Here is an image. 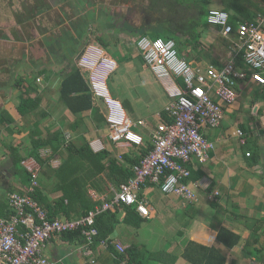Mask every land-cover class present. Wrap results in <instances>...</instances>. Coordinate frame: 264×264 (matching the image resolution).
I'll return each instance as SVG.
<instances>
[{
  "label": "built area",
  "instance_id": "1",
  "mask_svg": "<svg viewBox=\"0 0 264 264\" xmlns=\"http://www.w3.org/2000/svg\"><path fill=\"white\" fill-rule=\"evenodd\" d=\"M206 19L210 26L220 28L225 37L235 36L230 56L220 67L214 64L193 67L179 55L173 39L148 35L136 39L139 54L169 98L164 111L171 121L160 118L155 127L148 128L153 149L134 165L133 176L121 183L111 198H101L100 204L75 219H49L46 210L33 197L10 193L11 212L0 216V264H53L42 253L45 243L53 235L81 230L90 243L97 234L95 217L121 203L134 206L140 216L149 217L146 199L138 196L140 186L146 181L159 186L165 194L196 201L190 180H185L190 176L185 164L193 157L204 161L213 148V144L202 135L201 125L215 127L220 124L223 117L221 104L236 100L240 80L249 77L259 85L264 84V12L257 13L252 21H237L235 29L229 23V13L221 8H209ZM240 52L241 63L238 64ZM77 65L91 94L105 105L104 118L111 141L143 145L144 136L139 129L146 128V122L132 120L121 102L108 92L106 79L116 69V61L101 46L89 43L81 51ZM237 135H243L241 129L237 130ZM240 142L243 144L244 139L240 138ZM90 145L94 151L104 148L99 140H93ZM245 155L250 156V152ZM24 165L31 173L29 190H33L38 185V166L35 162ZM116 247L123 250L120 244Z\"/></svg>",
  "mask_w": 264,
  "mask_h": 264
},
{
  "label": "crops",
  "instance_id": "2",
  "mask_svg": "<svg viewBox=\"0 0 264 264\" xmlns=\"http://www.w3.org/2000/svg\"><path fill=\"white\" fill-rule=\"evenodd\" d=\"M99 4H101L100 0H98L96 3H92V6L89 7L88 10L81 12L77 17H80L81 15H85L86 13L89 12V10L94 9V14H96L95 20L99 19L100 14H99V9L97 8ZM215 4L218 5L216 1ZM82 18H84V16H82ZM83 21L84 23H86L84 19ZM80 23L81 25H84L81 22V19H80ZM94 25L97 26L96 23ZM78 28L81 27L78 26ZM87 34L89 35V33ZM228 41L231 42V37H225L224 35H222L220 28L209 26V28L203 33L202 36V42L204 43L205 51L202 55L193 54L191 59L189 60L190 64L193 67L196 66L204 67L207 64H214L215 62L220 64L223 63L230 56V47ZM89 43H94V42L90 41ZM94 44H98L99 46H102L100 43H94ZM220 52L221 53L223 52V55H221ZM138 54L139 53H137V55ZM132 65L133 64H131L130 66ZM47 68L50 69L54 77H58L60 75V74L58 75L56 71L52 70L51 67H47ZM61 70L63 72L62 73L63 75L68 70V68L65 66V70L63 71V68ZM134 72L137 71L135 70ZM145 72L146 75L147 72H149L152 78L148 79L146 75L144 76ZM82 75L85 79L83 72ZM143 76L146 77V80L142 81V84L143 85L146 84L150 96L149 97L146 96V101L148 100V105H144L142 109L147 108L149 114L146 117H143L145 119L136 118L134 120L143 119L144 121H146L147 127L146 128L141 127L139 130L141 132L147 130L148 133L150 134L148 128L151 129L155 127L150 125V123L155 124L160 119V109L164 108V106L166 105L167 98L165 97L166 100L163 102L161 93L163 94V92L165 93V91L162 86H161L162 92L159 93L160 96L159 94L157 95L156 91L153 90L151 83L153 81H155L157 84L160 83L155 78L154 74L152 73L149 67L146 66L145 70L143 71ZM246 79L240 80L237 83L238 88L236 89V91L237 94H239L237 96L238 97L240 96L241 91L245 93V95L247 96L246 100H248V102L250 103L251 111L254 110L253 112H256V115L257 116L260 115V117L258 116V121L256 123L255 128L252 129V126L248 125V129H246L245 127V130L244 129L242 130L243 135L241 137H239L238 135L236 136L235 134V132H237L238 129H241L240 125L237 126L235 131L232 132V134L237 137V144H234L231 141V138L228 137V135L226 134L228 133V131L221 130L222 129L221 122L219 125L215 127L205 124L201 125L202 135L213 144V148L209 150L208 156L204 161H200L196 157H193L189 161L191 167H193L194 170L201 171L200 174L202 175L197 180H190V185L195 188V192L194 191L193 192L195 193L194 195L196 196V201L189 202L175 195L165 194L161 191L159 186L153 184L152 185L147 184L148 181H146L145 183L142 184L143 188L142 185L140 186L139 193L141 192L142 197L146 199L147 205L150 209V215L149 217L145 218L138 214L139 225L135 227L131 224L120 222L115 226L114 231L108 236L106 243H102V241H100L95 246L92 245V242L90 243L87 241L81 242L76 238L67 241L64 240L61 235H53L45 243V246L42 250L43 255L46 256L48 259H50L53 262V264H135V262L136 263L142 262V264H148L145 263L142 256L146 254V248H145L146 245L144 244H146V236L147 237L151 236L150 229L152 224H154L156 221H158L159 223L161 222L164 226V229L166 230L164 231V233H168L170 229V231H174V234L181 235L182 230H178V231L175 230L176 229L175 226L180 227V224L184 226L181 220H177L178 219L177 209L180 207H182V209L184 210V215H187L190 221V222L188 221L187 223L189 224V231H190L189 240H194L198 243L208 246L213 245L215 247L220 248L224 252L225 250L224 246L216 242V240L213 241L211 244L197 240L198 239L197 237L200 236L201 230H209L211 232L213 231V229L210 228L213 220L210 219L209 222L208 220L210 216L204 217L205 213H208L207 208L205 207L204 204V201H206L210 205L211 202L217 203L216 207H219L225 211L226 219L233 221L235 223V224L230 223L231 226L220 224L219 226L216 227V229H214L215 234H213L212 236H216L217 229L220 226L227 227L237 232L241 236V240L238 243V245H235L227 253L226 264H231V258L234 256L233 252L237 250L239 251V249L242 247L241 244L242 241L244 243H248L245 242V238L247 237L248 230L251 232V229H247L246 225L240 223V219H242V217L245 218L247 216H250L256 221L257 220L262 221L264 219V209L262 208V205H264V184H263L264 116L261 112V104L264 105V94H263L264 89H262L264 84L259 85L258 83L252 81L250 78L247 80ZM257 87H260L262 89V93H259L257 97L254 98V95L257 93V89H258ZM57 90H58L57 99H52L50 102H46L45 106L42 105L43 102L40 103V107L38 108L39 113L42 110L39 118L40 121L38 125L35 124L32 126L35 132H33V134L30 132L28 134L29 136L26 137L29 138V142H27L26 140L23 143L22 140H17L18 143L16 142L15 146L19 149L21 154L24 155L27 149L31 146L30 140L32 139V137L35 136L38 138L40 134L44 132L46 129L49 130L44 132L45 135L48 132L60 130L63 132L65 139L70 141L71 140L73 141L77 137V135L82 133V131H85L88 128V126L90 127L93 126L91 127L92 130H90L91 133L97 129L94 123L90 120L93 117L92 114H89V112L83 113V115L71 114L70 111L64 106V104L60 102L59 89ZM42 92L43 91L41 88L38 89V95H41ZM5 93H6L5 91L0 90V108H1L0 110L8 111L9 114H11V116L16 121H19V124L22 125L23 117L16 110V105L19 103L20 99L18 100L17 104H13L9 100L13 98L14 95L13 91L12 92L8 91L6 94ZM31 94H32L31 96L36 95L34 93ZM130 94H131L130 95L131 100L145 99V97L140 98L137 94L132 95L133 91ZM254 99L255 101L253 103ZM236 100L230 104H224V103L221 104L223 108V114L224 111L227 110V107L236 103ZM92 101L94 105L98 107L100 106L99 113L104 116V112L103 110H101L103 105L101 100L95 98L92 95ZM156 102H162L165 105L163 107H160L159 110L156 111V108H158L156 106ZM247 105H248L247 103L244 104V106L246 107ZM38 115L39 114H37V116ZM28 116H32V115H28ZM261 117H263V119H260ZM223 119L224 117H222V120ZM48 121L50 123L46 124L45 122ZM43 124L46 125L43 126ZM106 127L107 125L105 123V126L102 127V129L104 130H102V134L100 135V138L94 139V140H99L106 150L110 151L113 155L117 157L119 156V158L123 153L137 152L140 146H134L128 142L115 143L111 141V139L109 138L108 127L107 128ZM22 133L23 132L19 134L22 136ZM45 135L40 137H44ZM240 138L244 139L243 144L240 142ZM2 141L5 140L4 137L0 134V172L3 173L4 175L5 174L7 175L6 181L12 184L15 188L21 189L23 188L24 185L20 184L16 179H14V177H12L11 173L9 172L10 169L12 168L11 152H9L8 149H4L5 152L1 149ZM92 141H90V143ZM251 141H253L256 144L255 146L256 149L254 152H252V150L249 149L250 151L248 152H250L251 154L250 156H246L245 153L247 152L246 151L247 149L245 150V146L248 144V142L250 143ZM245 143L246 145L243 146ZM39 153L40 156L44 157L50 155L51 150L50 148H44V149H40ZM61 158L62 157L60 156V154L55 155L54 158L50 161L51 168L57 167L60 163ZM26 162H35L37 164L38 166L37 176L40 177L41 179L37 177L36 180H38V185L41 186L43 194H45L49 200H53L57 198L60 193L56 191H52V187L56 181L52 177V175L49 178H47L45 175L42 176L40 174L39 164L37 163L34 157L29 155L26 156L25 159L22 160L21 165L25 167L24 164ZM107 185L110 186V190H108L106 187L104 193L95 191L92 188L89 189V195L93 201H98L101 198L109 199L114 195V192L117 189L112 187L110 183H107ZM214 192H218V194L213 195L215 194ZM229 205L233 209L234 208H236V210L238 209V212L240 213H234L233 211L227 209ZM242 212H245V215H243ZM123 215H124L123 211H120V213L118 214V218L121 220L123 218ZM205 223H207L208 226L205 225ZM241 228H244L243 231ZM258 230H259L258 232V236H259L260 235L259 233L262 232V227H259ZM212 236L210 238H212ZM116 244H120L123 247V250L122 251L119 250L116 247ZM134 246H136L137 249L136 248L134 249ZM130 248L133 249L129 251ZM160 251L165 254L163 256L164 259L163 261H159V259L153 258L157 260L155 261L154 264H178V263L189 264L182 257V251H183L182 244H178L177 242H172L168 246L163 247L162 245L160 246ZM149 253L155 254V252H150V251ZM171 253H175V254L170 255ZM178 255H180L179 258ZM234 261L236 262L238 261L237 264H239L240 258L236 257V260L234 259ZM234 261L233 263L235 264Z\"/></svg>",
  "mask_w": 264,
  "mask_h": 264
},
{
  "label": "trees",
  "instance_id": "3",
  "mask_svg": "<svg viewBox=\"0 0 264 264\" xmlns=\"http://www.w3.org/2000/svg\"><path fill=\"white\" fill-rule=\"evenodd\" d=\"M215 1L221 9L229 13V23L234 29L237 21H252L257 13L264 12V0H146L144 20L139 26L131 28V32L137 36L148 35L151 38L173 39L176 42L179 55L189 62L193 54L202 55L205 51L202 36L210 26L207 23L206 16L210 6L215 4ZM53 40L52 37H49L48 42L51 44ZM57 40L62 41L60 37ZM233 40H235V36H232L231 42L228 41L229 47L232 46ZM98 41L102 46L106 45V41L104 42L101 38H98ZM88 43L89 41L84 42V46ZM80 50L81 48L79 51L74 52V54H78L81 52ZM139 56L141 55L139 54ZM68 62L71 63L67 67L68 70L60 77V102L64 104L71 114L83 115V113L89 112V114H92L93 118L90 120L94 125L104 127L105 118L99 113L100 106L98 107L93 104L91 91L80 68L72 60H68ZM237 63H241V52L237 57ZM222 64L214 63L217 67L222 66ZM39 75L43 76L45 81H49L52 72L47 67H41L29 76L18 77L14 82V86L20 91V101L16 105V110L22 117L31 113L34 114L40 106L41 95H38L40 86L36 81ZM257 88L254 98L259 93H262L264 86L262 89L260 87ZM31 93L36 95L31 96ZM168 100L167 97L166 102ZM254 101L255 99L253 103ZM122 105L127 113L132 112V108L127 100L123 101ZM2 113L8 114L6 110H2L0 115ZM143 114L146 116L149 114L147 108L142 109L136 118L140 116L146 117ZM160 118L167 122L171 121L164 108L160 109ZM11 119L13 118L11 117ZM240 127L241 130H245V126L240 125ZM86 133L87 131L85 130L77 135V142L66 140L63 132L60 130L48 132L44 137L39 136L35 138L33 136L30 140L31 146L24 155L20 153L16 146L12 147V168L9 172L14 179H17L23 173L25 180L19 179L18 182L24 186L21 189L15 188L6 181L7 175L0 173V216H7L11 212L8 197L10 193L17 192L33 197L46 210L49 219L60 216L67 219L79 218L92 210L95 205L101 203L100 200H92L89 195V189L92 188L95 191L104 193L106 187L110 190V186L107 183L118 189L121 183L126 182L128 178L133 176L134 165L139 164L141 159L153 149L151 136L147 130L142 132L144 145L140 146L137 152L121 154L120 158L105 148L93 151L89 144L90 142L85 136ZM245 145L246 143L243 146ZM44 148H50V155L40 156L39 151ZM249 149L251 148L248 142L245 150L250 151ZM62 152L64 156L61 158L59 165L51 168L50 161L55 155ZM28 155L36 159L42 176L45 175L49 178L52 175L56 180L52 191L60 193L57 198L49 200L43 194L42 188L39 185L34 187L33 190H29L32 182L31 173L21 165L22 160ZM185 165L191 173L185 180H197L202 176L200 174L201 171L194 170L189 162ZM38 178L41 179L40 177ZM147 184L152 185L153 183L147 182ZM139 197H142L141 192L139 193ZM211 205L212 207H216L217 203L211 202ZM120 211H123L124 214L121 220L118 218ZM138 219L135 207L123 203L115 206L113 210L99 213L95 217L94 227L97 229V234L92 238V245L95 246L100 241L107 240L118 223L124 222L136 227L139 225ZM257 222L261 224V220H257ZM261 226L256 225L251 229V233L255 235L253 238L254 250L257 252L256 259L259 262L264 261V245L256 247L255 244L259 241L258 229ZM61 236L67 241L74 238L81 242L87 241L85 236L81 234V230L68 231L62 233ZM215 237L216 241L224 246V252L213 245L208 246L194 240H188L183 246L182 257L189 264H226L228 251L235 245H238L241 236L227 227L220 226L217 229ZM135 248L137 249L136 246H134ZM132 249L130 248L129 251ZM135 264H142V262H135Z\"/></svg>",
  "mask_w": 264,
  "mask_h": 264
},
{
  "label": "rangeland",
  "instance_id": "4",
  "mask_svg": "<svg viewBox=\"0 0 264 264\" xmlns=\"http://www.w3.org/2000/svg\"><path fill=\"white\" fill-rule=\"evenodd\" d=\"M97 1L98 0H50V2L48 1V8L43 11V13L40 12V14H38L36 17H32L30 19H28L26 14L23 13L21 22L19 23L18 20H15L14 13L22 10V6L27 13L33 4V0H0V86H3L5 89H7V91H13V98L9 99L11 103L17 104L18 100L20 99V91L14 86L15 81L13 82V80H17V78L20 76H29L30 74L35 73L41 67H51L52 70L56 71L58 75L60 74L59 76L56 75L58 77L51 75L49 81H45L43 76H38L39 80L36 81L43 91L41 94V102H43L42 105L45 106L46 102H50L52 99H57V89H59V81L63 73L62 70H60V67H62L63 70L65 67L64 64H59L54 61L53 55L50 51L51 47L48 46L46 38L51 37L53 33L56 35L59 34V36H66V30L74 32L77 28V26H72V23H74L73 21H76L75 17H77L81 12L88 10V8L92 6V3H96ZM100 2L101 4H99L97 8L100 11L101 19H105H103L104 12L101 10L110 11L113 16V24L119 27V30L113 27H106L103 23L102 25H98L97 22L99 19L95 20L96 14H94V9H91L84 15L83 19L86 21V23H84L83 19H81V22L84 24L82 30V39L84 42L93 41L94 43H99L98 38L106 41V45L101 47L103 48L104 52L108 56L112 57L117 63L116 70L113 71L106 79L109 95L112 98L118 99L120 102L127 100L130 107L132 108V112L127 114L131 119L134 120L137 117V114L141 113L143 106L148 105L146 96H150V93H148V87H146V84L143 85L142 81L146 80V77L148 79L152 77L149 72H147V75L146 72L144 73V76L146 75V77L143 76V71L145 70L146 65L141 56H139V54L137 55V53H139L136 47V39L138 36L133 35V33L129 32L128 30L121 29L120 26L128 9L129 14L127 15V20L132 23V26H139L143 18L140 11L142 6H146V0H100ZM75 7L79 10L78 13H75ZM210 8L220 9L221 7L219 5L212 4ZM23 18L25 20H23ZM49 22H52L54 26ZM95 23L97 26L94 25ZM1 31L3 32L2 34ZM87 33H89V35ZM3 34L8 35L9 38H2ZM220 54L223 55V52H220ZM131 64L133 65L130 66ZM135 70L137 72H134ZM151 86L153 90L156 91L157 95L162 92L161 85L157 84L155 81L151 83ZM132 91V95L137 94L140 98L145 97V99L131 100L130 93H132ZM161 96L164 102L166 100L165 97L167 98V96L164 92L163 94L161 93ZM246 97L247 96L245 93L241 91L236 103L230 105V108L227 107V110L224 111L223 114L224 119H221L222 121H220L222 124L221 130L228 131L226 134L229 138H231V141L234 144H237V132H235L236 136H234L232 132L235 131L237 126H245L246 129H248V125H251L253 129L255 128L258 121V116L260 117V115H256V112H253L254 110L251 111L250 103L248 100H246ZM101 102L103 103V101ZM245 103L248 104L247 107L244 106ZM162 104V102H156V106L158 107L156 108V111L165 105ZM103 105L101 110H103L105 114L106 108L105 105ZM261 112L264 116L263 104H261ZM7 113L8 114L2 113L0 115V134L5 140L1 142V149L4 152V149H8L9 152H12L11 148L15 147L17 140H22L23 143L26 140L29 142V138L26 137L29 136L28 134L30 132L32 134L35 132L32 126L35 124L38 125L41 114L37 109L35 112L36 114L31 113L30 115L32 116H24L22 118L23 124L21 125L19 124V121H16L11 116V114H9L8 111ZM37 114L39 115L37 116ZM11 117L14 120L11 119ZM260 119H263V117ZM45 123L49 124L50 122L48 121ZM46 124H43V126ZM155 124L150 123L152 126ZM95 126L97 129L92 133L90 130H92L91 127L93 126H88L86 129L87 133L85 136L89 142L94 139H99L100 135L102 134V130H104L98 125ZM47 130L49 129H46L45 131ZM21 132H23L22 136L19 134ZM44 132H42L40 136L45 135ZM73 141L77 142L76 138ZM255 146L256 144L253 141L249 143V147L251 148L252 152L255 151ZM60 156L63 157L64 153L62 152ZM19 179H22L23 181L25 180L23 173H21L16 180L18 181ZM190 188L195 192L194 187L190 185ZM204 204L208 212L205 213L204 217L210 216L208 220L209 222L210 219L213 220L210 227L213 229V231L211 232L209 230H201L200 236L197 237V240L211 244L216 240V237L212 235L215 234L214 229H216L217 226L220 224L231 226L230 223H235L226 219L225 211L223 209L219 207H212L206 201H204ZM262 208L264 209V205H262ZM227 209L233 211L234 213H240L238 212V209H233L230 205L227 207ZM242 214L245 215V212H242ZM177 218V220H181L182 224L184 225L182 226L180 224V227L175 226L176 231L182 230L181 235L174 234V231H170V229L168 232L169 234L164 233L166 230L164 229V226L161 222L159 223L156 221L154 224H152L150 229L151 236H146V244H144L146 245V254L142 256V258L144 259L145 263L154 264L157 260L153 258L163 261V256L165 254L160 251V246H168L172 242H177L178 244H182L184 246V244L189 240L190 231L189 224H187L189 218L187 215H184V210L182 207L177 209ZM240 223L246 225L247 229H253V227L256 225H262V232L259 233V241L257 244H255V246L258 247L264 245V219L260 224L250 216H247L245 218L242 217V219H240ZM205 225L208 226L207 223H205ZM241 229L243 231L244 228ZM211 236L213 239L210 238ZM254 237L255 235L248 230L247 237L245 238V242L248 243H244L242 241V247L239 249V251L237 250L233 252L234 256L231 258V264H234L233 261L234 259L236 260V257L240 258L239 264H264V261L260 263L259 260L256 259L257 252L254 250ZM149 251L155 252V254H150ZM174 254L175 253H171L170 255ZM179 257L180 255H178V258ZM234 262L235 264L238 263V261Z\"/></svg>",
  "mask_w": 264,
  "mask_h": 264
},
{
  "label": "flooded vegetation",
  "instance_id": "5",
  "mask_svg": "<svg viewBox=\"0 0 264 264\" xmlns=\"http://www.w3.org/2000/svg\"><path fill=\"white\" fill-rule=\"evenodd\" d=\"M48 1L50 2V0H48ZM48 1L47 0H33V4H32L31 8L29 9V11L27 13H26L24 7L22 6V10H19V11L14 13L15 20H18L19 23H20L23 13L26 14V17L28 19H30L32 17H36L38 14H40V12L43 13V11H45L48 8V5H49ZM101 11L104 12L103 13V15H104L103 19L104 18L105 19L102 20L101 17H99V20H98L97 24L98 25H102V23H103L106 27H109V28L113 27V28H117L118 29L119 27H117L116 25L113 24V16L110 13V11H107V10H101ZM78 12H79V10L75 7V13H78ZM140 13L143 16V18H142V21H143L144 17H145L144 16V7L143 6L141 8ZM99 14H100V11H99ZM128 14H129V9L127 10V12L125 13V15L123 17V20L121 22L120 28L121 29H125V30L130 29L128 31L131 32V28H134L135 26H132L131 25L132 23H130L129 20H127V18H128L127 15ZM82 16H84V15H81L80 17H75L76 21H73L74 23H72V26H74V27L77 26V28H78V26H80L81 29L80 28L75 29L74 32H72L70 30H66V36H62V35L59 36V34L56 35L55 33H53L51 35V37L54 40H53V42L51 44L48 42L49 38H46V40L48 42V46L51 47L50 51H51V53L53 55L54 61H56L59 64H64V67L65 66L68 67L71 64V63L68 62V60H72V62L77 64V60H78V57L81 54V52H79L78 54L77 53L74 54V52L79 51L80 48H81L80 51H82L83 48L85 47L83 39L81 38L83 25H81L80 19H83V18H81ZM23 20H25V19L23 18ZM142 21H141V23H142ZM49 23L54 26V24L52 22H49ZM2 33L3 32L1 31V34ZM57 36L60 37L62 41H58L57 40V38H58ZM2 38L8 39L9 37H8V35L3 34ZM14 81L15 80H13V82ZM0 90L5 91L6 93L8 92L7 89H5L3 86H0ZM1 174L3 175V173H1Z\"/></svg>",
  "mask_w": 264,
  "mask_h": 264
},
{
  "label": "clouds",
  "instance_id": "6",
  "mask_svg": "<svg viewBox=\"0 0 264 264\" xmlns=\"http://www.w3.org/2000/svg\"><path fill=\"white\" fill-rule=\"evenodd\" d=\"M89 44V43H88ZM37 80H39V78H37Z\"/></svg>",
  "mask_w": 264,
  "mask_h": 264
}]
</instances>
